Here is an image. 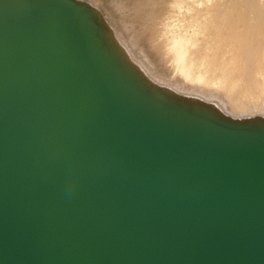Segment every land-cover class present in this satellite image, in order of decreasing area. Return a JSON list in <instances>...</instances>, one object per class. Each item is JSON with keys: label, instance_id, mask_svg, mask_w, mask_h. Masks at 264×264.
Here are the masks:
<instances>
[{"label": "water", "instance_id": "water-1", "mask_svg": "<svg viewBox=\"0 0 264 264\" xmlns=\"http://www.w3.org/2000/svg\"><path fill=\"white\" fill-rule=\"evenodd\" d=\"M0 264H264V117L152 83L83 0H0Z\"/></svg>", "mask_w": 264, "mask_h": 264}, {"label": "rangeland", "instance_id": "rangeland-1", "mask_svg": "<svg viewBox=\"0 0 264 264\" xmlns=\"http://www.w3.org/2000/svg\"><path fill=\"white\" fill-rule=\"evenodd\" d=\"M88 1L105 14L121 39L127 43L136 57L141 61L144 59L143 63L146 61L145 66L157 79L169 72L165 71L164 73V66L153 67L152 62L147 61L146 55L143 54L148 32L152 35H160L166 45L171 47L174 46L173 41L175 45L179 41L183 42L181 46L184 50L175 55L177 60L175 66L177 63L176 68L179 70L185 61L187 63L191 61L193 64L208 63L209 66L203 68L211 72L214 80L218 79V74L220 76L224 71L237 76V80L253 77L260 84L258 90L264 92V31L261 28L264 21H260V19L264 20V0ZM249 6L253 7L251 8L253 11L249 9ZM237 15L239 16L237 17ZM224 18H229V20L221 23L223 21L220 19L223 20ZM232 19L231 25L232 21L230 20ZM179 55L181 57H177ZM167 58L169 59V57ZM216 59L220 60L219 64L216 63ZM245 60H249L250 67L248 69L242 66ZM171 62L174 61L171 60ZM159 80L170 84L163 77ZM227 80L233 85L229 75ZM217 82L223 84L221 79ZM233 89L239 90V85H233ZM263 99L264 97L259 99L248 94H242L238 101L242 105L253 103L252 113H257L260 110V105L264 102Z\"/></svg>", "mask_w": 264, "mask_h": 264}, {"label": "bare ground", "instance_id": "bare-ground-1", "mask_svg": "<svg viewBox=\"0 0 264 264\" xmlns=\"http://www.w3.org/2000/svg\"><path fill=\"white\" fill-rule=\"evenodd\" d=\"M83 1L88 2L90 5L95 7L102 14L106 23L108 24L111 31L113 32V35H114L116 42L123 49V51L126 53L129 60L152 83H154L158 86H161L163 88L169 89V90H171L177 94H180V95H183L186 97L196 98V99H199L205 103L212 104L218 110H220L223 114H225L226 116H229L231 118H234V119H236V118H249V117H255V116L264 117V102L260 105V110L257 113H252V104L253 103L252 104L251 103L250 104L245 103L242 105V103H240L238 101L239 96L242 94H248L252 97H258L259 99H260V97H264V92H260L258 90V88L260 87V84L255 80V78L253 79V77H246V78H241L242 80H237V76H233V75H231V73L228 74L227 71H224L220 76L218 74V79L214 80L212 78L211 72L210 71L208 72L207 69L203 68V67L207 68L209 66L208 63H204V62L201 64H197V63L193 64V63H191V61H189V63H190L189 64V63H187V61H185L182 64V67L180 68L181 70H179L178 68H176L177 63L175 66V61H177L175 55L180 54L181 51L184 50L183 47L181 46V44L183 42L179 41V43L175 45V43L173 41L172 43L174 46L171 47L169 45H166V43L163 41V39L160 35L159 36L157 34L152 35L148 32L147 36H146V43L144 46L143 54L146 55L145 57H147V61H150V63L152 62L151 64H153V67L154 66H157V67L158 66H164V70H163L164 73H165V71L166 72L168 71L169 73H165L164 76L162 75V77L165 78V80H168L170 82V84L167 82H164L162 80H159L162 77L159 76V79H157L155 76H153V74L145 66L146 64H144L146 61L143 63L144 59L141 61L138 57H136L134 55V53L131 51V49L129 48L127 43H125V41H123L121 39L117 30L110 24L109 20L105 16V14L99 8L94 6L90 1H88V0H83ZM181 1H183V0H181ZM251 8H253V7L251 6L249 9H251ZM256 8H257V6H256ZM251 10L253 11V9H251ZM251 10H249V11H251ZM254 10H256V9H254ZM232 13H234L233 10H232ZM239 15H237V17ZM261 18H263V16H261ZM251 19H253V18H251ZM220 20L223 21L221 23H224L225 20L228 21L229 18H224L223 20L222 19H220ZM230 21H232L231 22V25H232L233 19ZM260 21H264V20L260 19ZM253 22H254V20H253ZM236 23H237V21H236ZM228 25H229V23H228ZM221 26H222V24H221ZM222 27H224V26H222ZM227 28H230V27H227ZM261 28L264 31V23H262ZM238 29H239V27H238ZM245 30H247V29H245ZM227 31H228V29H227ZM221 35H219V36H221ZM237 37H239V36H237ZM168 46L170 47V49ZM140 55H141V52H140ZM165 55H168L167 57H169V59ZM145 57H143V58H145ZM177 57H181V55H179ZM171 60H173L174 62H171ZM219 61H220L219 59H216V63L219 64ZM147 63H149V62H147ZM168 63L170 66L168 65ZM151 64H150V66H151ZM242 66L245 67L246 69H248L250 67L249 66V60L243 61ZM176 71H178V72H176ZM160 73L162 74V72H160ZM160 73H159V75H160ZM228 75L230 76V80L233 82L234 86L239 85V90L233 89V85H231L229 83V81L227 80ZM219 79L223 80V84H221L220 82H217V80H219ZM238 79H240V78H238ZM222 93H224V94H222ZM263 101H264V99H263Z\"/></svg>", "mask_w": 264, "mask_h": 264}]
</instances>
